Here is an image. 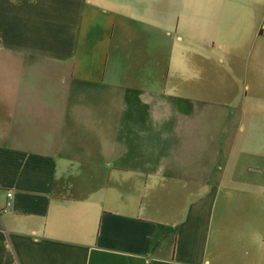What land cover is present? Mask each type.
<instances>
[{
	"label": "crops",
	"instance_id": "0c3cea01",
	"mask_svg": "<svg viewBox=\"0 0 264 264\" xmlns=\"http://www.w3.org/2000/svg\"><path fill=\"white\" fill-rule=\"evenodd\" d=\"M263 13L264 0H0V56L66 85L18 110L24 135L22 114L0 113V264H264ZM244 23L258 34L241 47ZM137 62L149 83L252 66V95L232 123L163 81L123 84ZM99 89L111 102L82 100Z\"/></svg>",
	"mask_w": 264,
	"mask_h": 264
},
{
	"label": "rangeland",
	"instance_id": "374dc122",
	"mask_svg": "<svg viewBox=\"0 0 264 264\" xmlns=\"http://www.w3.org/2000/svg\"><path fill=\"white\" fill-rule=\"evenodd\" d=\"M264 18V13L261 15V19ZM250 22V21H249ZM142 25V24H140ZM135 28H137V24L135 23ZM264 28V25H263ZM123 33L127 35H131V28L127 30L126 28H123ZM137 30V29H135ZM175 33V31H173ZM258 31L253 32L251 27H249L248 24L244 23L243 25V31L241 32V35L239 36L241 47H245L247 44H253L255 40L257 39ZM140 35V31H135L134 37L138 38ZM235 37V35H233ZM173 38V37H172ZM172 38H168V42L172 40ZM261 39H264V35L261 36V38L257 39L258 44H263V41ZM229 41L232 40V35ZM233 45V42H232ZM174 49L172 45L170 44L167 49V54L172 52ZM215 52H219L215 51ZM232 55H237V60H239V63H248L249 56L251 53L249 51H242V50H236L231 52ZM231 55V54H230ZM244 59V61H243ZM20 61L15 59V56L9 55V54H3L0 56V113L2 114H8V113H17L18 116L22 114L21 116H27V111H18L21 109V107L26 110L27 106L31 109L34 106H38L39 108L44 107L46 105V100L48 98H54V99H62V93L65 92L66 85L60 81L59 78L53 77L52 82L50 84H44V76L41 75V72L39 70H35L34 67L31 69L32 75H28L26 78L22 77L20 78L19 71H20V65L18 64ZM137 62L135 66H133L130 70V72L125 78L122 77V83L127 84L128 82L131 83V87L139 88V87H148V89H154V83L148 82V79L143 74H146L145 72H141L142 69V63ZM164 63V62H163ZM164 65L168 67V64ZM252 65V64H251ZM165 67V68H166ZM200 67V66H199ZM205 70V78L198 79L197 81L192 80H183L177 82L178 80H174L171 78V72L170 77L166 79V82L164 80L158 79L157 81L159 83H155L157 88L160 87V83L163 81V86L170 88L172 85L176 89H180L181 91H184V93L189 95H194L197 98H203V99H209V101H216L224 103L227 109H229V113L231 116H229V122L236 123V121L239 119V116H241L240 110H235V106H242L244 101H250L252 91H253V83H252V76H251V70L252 66L250 67V70L248 71V76L246 77L245 70L247 68H242L241 66H231L225 63V65L220 66H213V65H207L204 67ZM135 74L131 76V79L129 78L130 74ZM226 74L229 76L226 77ZM225 78L228 79V81L225 80ZM120 78H118V74L116 75V81L117 84H121L119 81ZM179 85H178V84ZM35 84V85H34ZM34 85V86H33ZM172 89V88H170ZM76 91V90H75ZM74 94L71 96L70 100H76V95ZM91 91L89 96H84L82 100L85 101H101V102H111L106 99V94L102 93L105 92V90H97ZM94 96H93V95ZM33 98V99H32ZM37 98V99H36ZM29 99L33 100V103L29 101ZM35 99V100H34ZM122 103V101L118 102ZM28 104V105H27ZM53 103H47V106ZM249 104V103H248ZM203 108V107H201ZM235 113V114H231ZM215 116V115H213ZM250 116V113L245 117L246 120H248ZM29 118H32L28 116ZM35 119V118H33ZM255 119V125L260 128L261 125L264 126V116L258 114V116L254 117ZM22 123L18 128L17 134L24 135L23 132H27L30 130V127H27L29 124L26 123V117L21 118ZM30 124H38L30 121ZM246 122V121H245ZM49 125V123H47ZM26 127V128H25ZM41 127V125H40ZM264 131V128H261L262 133ZM8 133L1 131L0 137L7 136ZM257 144H261L260 142H257ZM189 145V144H187ZM194 147V144L192 145ZM191 146V147H192ZM258 155V153L253 154L251 156L248 155L246 158L247 160H254L256 162L263 161L262 158ZM237 158V167L238 171H240V166H242L243 161H240L238 157ZM251 162V161H250ZM238 174V173H236ZM239 175V174H238ZM225 191L221 193L222 196H224ZM232 202H235V198H232Z\"/></svg>",
	"mask_w": 264,
	"mask_h": 264
},
{
	"label": "built area",
	"instance_id": "2783aa9c",
	"mask_svg": "<svg viewBox=\"0 0 264 264\" xmlns=\"http://www.w3.org/2000/svg\"><path fill=\"white\" fill-rule=\"evenodd\" d=\"M11 196V193H8V197H10ZM10 203V202H9ZM9 203H7V205H9Z\"/></svg>",
	"mask_w": 264,
	"mask_h": 264
}]
</instances>
